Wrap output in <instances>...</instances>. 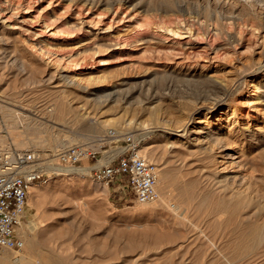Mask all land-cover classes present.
<instances>
[{
	"label": "rangeland",
	"instance_id": "374dc122",
	"mask_svg": "<svg viewBox=\"0 0 264 264\" xmlns=\"http://www.w3.org/2000/svg\"><path fill=\"white\" fill-rule=\"evenodd\" d=\"M2 3L0 150L35 149L55 167L29 193L23 220L50 264H264V105L245 103L255 119L241 114L250 83L264 79V0ZM56 24L58 34L48 36ZM79 25L98 43L81 49L79 64H63L72 75L83 69L91 87L126 80L115 101L64 84L59 64L48 61L65 43L79 45ZM60 95L71 107L67 119L45 117L44 105ZM9 109L27 119H10ZM199 126L220 130L211 150L191 139ZM109 128L143 138V153L158 166L156 200H136L124 177L108 184L91 175L123 144L101 140ZM86 143L96 156L80 171L57 170L60 150Z\"/></svg>",
	"mask_w": 264,
	"mask_h": 264
},
{
	"label": "built area",
	"instance_id": "2783aa9c",
	"mask_svg": "<svg viewBox=\"0 0 264 264\" xmlns=\"http://www.w3.org/2000/svg\"><path fill=\"white\" fill-rule=\"evenodd\" d=\"M101 140L123 144L119 153L111 157L108 163L89 168L93 178L109 184L127 176L136 200H156L159 197L158 166L143 153V138L137 133L109 128ZM94 156L96 151L88 143L71 145L58 152L57 165L80 171L78 168L84 158L89 160ZM47 165L35 149L20 150L10 146L0 150V251L23 248L24 240L18 227L25 218L30 187L47 175Z\"/></svg>",
	"mask_w": 264,
	"mask_h": 264
},
{
	"label": "bare ground",
	"instance_id": "6f19581e",
	"mask_svg": "<svg viewBox=\"0 0 264 264\" xmlns=\"http://www.w3.org/2000/svg\"><path fill=\"white\" fill-rule=\"evenodd\" d=\"M5 1V0H4ZM4 3H6V2H4ZM2 0H0V7H2ZM12 7V6H11ZM14 7V6H13ZM10 8V7H9ZM21 8V7H20ZM28 12V11H27ZM12 15V14H11ZM1 16L2 17H4L5 15L3 14H1ZM24 16V15H23ZM6 17V16H5ZM7 18H8V16H7ZM6 18V19H7ZM24 20H26L25 18H24ZM30 20V19H29ZM33 21V20H32ZM50 21H51V19H50ZM26 22V21H25ZM34 22V21H33ZM84 23V22H83ZM87 24V23H86ZM88 24H90V26H91V24H93L92 22L91 23H88ZM14 25V24H13ZM15 26V25H14ZM50 25H48L47 24V22L45 21L44 23H42V25H41V27H45V28H47V27H49ZM79 26H81V25H79ZM78 26V27H79ZM20 27H21V31H28V32H34V30L33 29H31V27H25V26H21L20 25ZM52 28H53V32H52V35H48V36H50V37H53V38H55L56 37V35H55V33H57L58 34V32H57V30H59V25L58 24H56V26L55 27H53L52 26ZM51 28V29H52ZM87 28V27H86ZM89 28V27H88ZM96 28V27H95ZM76 29H78V28H76ZM82 29V31H81V33L80 34H82V35H79V36H77V37H75L74 38V41L77 43V44H79V45H75V46H70L69 45V43H65L66 44V46H64V47H67V48H65V50L67 49V51H60V52H58V50L56 51L57 53H55V55L54 56H50L49 58V62H52L53 64H59L58 66L55 64V66H57V68L59 69L58 71H59V75H60V77L62 78V80L65 82L64 84H69V86L71 85V86H73V88H75L76 90H78V91H81V92H83V93H86V94H88L89 96L90 95H95V96H97L98 95V93L101 91V92H105V94H101V95H99V97H96L97 99L96 100H99V101H102V102H105V101H115V100H117V98L119 97V94L120 93H122V87H123V84H125V83H127V81L126 80H121V83H116V84H114V83H110V84H112V86L111 87H107V86H105V81H106V79H104V80H100V79H96L95 80V78H94V87H91V84H90V82L91 81H93V78H92V80L90 81L89 79H88V77L89 76H87V78L86 77H84V70L83 69H80L81 71H80V73L79 74H77V75H72V74H70L69 72L70 71H67V69H66V66H64V64L63 63H68V62H75L76 64H79L78 62H79V59L81 58V55H82V51H81V49L82 50H84L86 47H88V45L89 44H91V43H98V39H96V38H98V37H96L95 38V36L93 37V36H91L90 34H89V32L91 31V30H89V29H85L83 26H81L80 27V30ZM83 29H85V30H83ZM108 29V28H107ZM56 30V31H55ZM74 31V30H73ZM76 31V30H75ZM78 31V30H77ZM95 31V30H94ZM98 31V30H97ZM179 31V30H178ZM40 33H42L43 32V30H42V28H41V31H39ZM171 32V31H170ZM35 33V32H34ZM33 33V34H34ZM74 33V32H73ZM90 33H92V32H90ZM94 33V32H93ZM100 33H101V31H100ZM174 33V32H173ZM179 33V32H178ZM178 33L176 32V34H177V37L179 38V39H182V38H184V36L182 37V33H180V35L178 36ZM32 34V35H33ZM43 34H45V33H43ZM47 34V33H46ZM77 34V33H76ZM75 34V35H76ZM97 34H99V33H96V35ZM102 34V33H101ZM68 35H72V33L71 32H67V35L66 36H68ZM90 35V36H89ZM93 35V34H92ZM103 35V34H102ZM159 35H161L160 33H159ZM55 36V37H54ZM63 36H64V33H63ZM65 36V37H66ZM175 36V35H174ZM173 36V39H176L177 37H174ZM72 37V36H71ZM138 37V36H137ZM161 38H164L165 39V37L166 36H160ZM67 38V37H66ZM109 38H110V36H109ZM118 39H119V37H117ZM70 39H72V38H70ZM106 39V38H105ZM107 39H108V37H107ZM114 39V38H113ZM149 39V38H148ZM42 40V39H41ZM67 40V39H66ZM123 40V39H122ZM131 40V39H130ZM111 41V40H110ZM119 41H121V40H119ZM72 42V41H71ZM123 42V41H122ZM124 42H125V40H124ZM128 42V41H127ZM126 42V43H127ZM114 43V42H113ZM181 43V42H180ZM51 44V43H50ZM100 44V43H99ZM99 44H97L98 46H99ZM73 45V44H72ZM118 45V44H117ZM124 45V44H123ZM47 46V45H46ZM45 45L43 46V47H41V51L38 53L41 57L42 56H45V51H47V50H44V47H46ZM90 46V45H89ZM55 48V47H54ZM96 48V47H95ZM46 49V48H45ZM50 50V49H49ZM64 50V49H63ZM48 54V53H47ZM43 58V57H42ZM94 60V59H93ZM108 62V61H107ZM51 63V64H52ZM101 63V62H100ZM52 64V65H53ZM102 64H106V63H102ZM81 66V65H80ZM78 68V67H77ZM80 68V67H79ZM69 69V68H68ZM86 75H88V74H86ZM103 75V74H102ZM104 76V75H103ZM103 76H101V77H103ZM106 76V75H105ZM94 77V76H93ZM90 78V79H91ZM96 78H97V76H96ZM103 78H105V77H103ZM108 79V78H107ZM216 80V79H215ZM219 80V79H218ZM107 81H109V80H107ZM221 81V80H220ZM110 82H111V80H110ZM61 83H63L62 81H61ZM133 83V82H132ZM131 83V84H132ZM221 83H223V82H221ZM108 84H109V82H108ZM114 84V85H113ZM120 84V85H119ZM223 84H225V83H223ZM62 85V84H61ZM106 85H107V83H106ZM70 86V87H71ZM249 86H251L252 88H251V92L250 93H248V98L247 99H245L244 100V103H243V107H242V112H241V114L242 115H249V114H251V113H249V110L248 111H244L245 110V108L246 107H244V105H246L245 103H248L247 105H250V107L249 108H251V107H255V108H259V107H256L255 106V104L257 103V102H261L263 105H264V93L262 94V92L264 91V79L261 81V82H252V83H250V85ZM64 87V86H63ZM129 87V86H128ZM224 87V86H223ZM227 87V86H226ZM67 88H69V87H67ZM225 88V87H224ZM258 88H262L263 89V91L262 92H260L259 93V95H258V97L257 98H253L252 97V95L253 94H255V90H257ZM72 89V88H71ZM260 89H258V90H260ZM72 90H74V89H72ZM128 90V89H127ZM64 92V93H66V89H62V90H60V92ZM69 91H70V89H69ZM68 91V92H69ZM76 92V91H75ZM65 95V94H64ZM82 96V95H81ZM88 96V97H89ZM257 96V95H256ZM59 97H61L60 99H57V100H55V99H53L55 102L54 103H52L51 105H49L48 107L46 106L45 107V105H44V109H42V111H44V112H42L41 110V113H43L44 115L46 114L47 116H50V117H53V118H55V119H57V118H61V119H67V117H68V113L70 112V106H69V103H68V101H66L67 99H63L62 97H64L63 95L61 96H59ZM66 97H67V95H66ZM73 97H78V95H74ZM72 97V98H73ZM85 97V96H84ZM263 97V98H262ZM71 98V97H70ZM71 98V99H72ZM79 99L81 98L80 96L78 97ZM123 98V97H122ZM62 99V100H61ZM70 99V100H71ZM83 98H81V100H82ZM86 99H87V96H86ZM73 100V99H72ZM85 100V99H84ZM87 101H89V100H87ZM92 101V100H91ZM86 102V101H85ZM128 102H129V100H128ZM88 105H91V104H89L88 102H86ZM106 103V102H105ZM80 104H82V103H80ZM242 104V103H241ZM240 104V105H241ZM1 105V104H0ZM82 106V105H81ZM85 106V105H84ZM87 106V105H86ZM258 106V105H257ZM260 106V105H259ZM5 108V107H4ZM238 108V107H237ZM237 108H235L236 110H237ZM262 108H264V106L262 107ZM234 110V109H233ZM259 110V109H258ZM257 110V111H258ZM240 111H241V109H240ZM259 111H261V110H259ZM262 112H264V109H263V111ZM234 113V112H233ZM8 114L10 115V119H12V120H19V119H23V120H26L27 118H25V117H23L20 113H16V111L15 110H12V109H9V112H8ZM238 114V113H237ZM262 114H264V113H262ZM46 115H45V117H46ZM77 114H75V116H76ZM234 115V114H233ZM31 116V115H30ZM30 116H28V118L30 117ZM231 116V115H230ZM27 117V116H26ZM34 117V116H33ZM243 117V116H242ZM75 118V120H78V119H76L77 118V116L76 117H74ZM73 118V119H74ZM229 118V117H228ZM251 118H253V119H255L256 118V116H254V114H251ZM30 119V118H29ZM71 119V118H70ZM37 120V119H36ZM236 120H238V119H236ZM31 122H32V120H30ZM34 121V120H33ZM39 122V121H38ZM188 124V123H187ZM249 124H250V122H249ZM39 125H41V123L39 124ZM96 127H98L99 128V126H97L96 125ZM183 128V127H182ZM201 128V129H200ZM223 128V127H222ZM180 129V128H179ZM247 130H248V125H247V128H246ZM250 129V128H249ZM260 129H263V128H260ZM185 130H186V128H185ZM231 131V130H230ZM185 132V131H184ZM191 132H200L198 135H195L193 138H191V139H193L194 140V142L195 143H197V144H199V145H196V146H199V147H201V148H205V149H210L211 148V145L213 146L214 145V147H215V144L217 143H215V141L216 140H219L217 137H218V135H219V132H220V130H215V131H213V129L212 128H205L204 126H199V128L198 127H196V128H194V129H192V131ZM235 132V131H234ZM228 133V132H227ZM242 133V132H241ZM250 133V132H249ZM253 133V132H252ZM221 134V133H220ZM246 134V133H245ZM238 135V134H237ZM85 136V135H84ZM226 135H224V137H223V139L225 138L226 139V137H225ZM190 137H191V135H190ZM238 137V136H237ZM244 137V136H243ZM253 137V136H252ZM84 138V137H83ZM72 140H74V138L72 139ZM23 139L22 140H19V142L22 144L23 143ZM76 141V140H75ZM189 141H190V139H189ZM192 141V140H191ZM190 141V142H191ZM229 141V140H228ZM242 141V140H241ZM74 142V141H73ZM193 142V141H192ZM224 142V141H223ZM230 142V141H229ZM189 143V142H188ZM215 143V144H214ZM59 144H64V142H60ZM192 144H194V143H192ZM224 144V143H223ZM219 145V144H218ZM217 146V145H216ZM215 149V148H214ZM211 150V149H210ZM212 150H213V148H212ZM103 159V158H102ZM101 159V161H104V159L102 160ZM106 159V158H105ZM109 162V161H108ZM107 162V163H108ZM104 163H105V161H104ZM52 165V164H51ZM50 164H48L46 167H45V169H47V171L50 169V168H53L54 166H51ZM86 168H87V166H85ZM55 168V167H54ZM58 171H60L61 173H65V172H67V171H70V170H72V168H68V167H63V166H61L60 168H58L57 169ZM162 177H163V173H162ZM161 179V178H160ZM37 189H39L38 188V184L37 183H33L32 185H31V187H30V192L31 191H33V190H36V192H39L40 191V189H39V191L37 190ZM167 195V194H166ZM159 196H160V194H159ZM147 202V201H146ZM168 203V202H167ZM171 203V202H170ZM173 203V202H172ZM173 205V204H172ZM174 205H176L175 203H174ZM182 207V206H181ZM172 208V207H171ZM176 208V207H175ZM174 209V208H173ZM172 210V209H171ZM177 210H178V208H177ZM174 211V210H173ZM176 211V210H175ZM33 224V223H32ZM33 226V225H32ZM27 225H25L24 224V222H22L21 223V225L18 227V231H19V234H20V236L23 238V240H24V246H23V248L22 249H20V250H23V252L21 253V254H19V255H17L15 252V254L14 253H12L11 251H10V249H4V250H2V251H0V264H50L51 263V260H52V258H51V254H50V252L49 251H45L44 250V248L40 245V243H39V240L37 239V237L34 235L33 237H31V235H30V237H27ZM30 228V227H29ZM31 229V228H30ZM29 229V230H30Z\"/></svg>",
	"mask_w": 264,
	"mask_h": 264
},
{
	"label": "crops",
	"instance_id": "0c3cea01",
	"mask_svg": "<svg viewBox=\"0 0 264 264\" xmlns=\"http://www.w3.org/2000/svg\"><path fill=\"white\" fill-rule=\"evenodd\" d=\"M125 179H127V184L129 186V183H128V177L127 176H124ZM120 187V186H119Z\"/></svg>",
	"mask_w": 264,
	"mask_h": 264
}]
</instances>
